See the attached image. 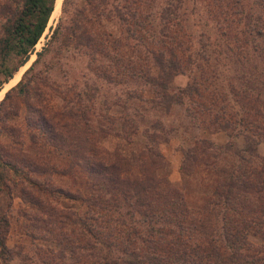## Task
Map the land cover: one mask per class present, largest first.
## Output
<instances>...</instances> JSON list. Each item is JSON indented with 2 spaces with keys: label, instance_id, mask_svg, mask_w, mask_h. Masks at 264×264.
<instances>
[{
  "label": "trees",
  "instance_id": "16d2710c",
  "mask_svg": "<svg viewBox=\"0 0 264 264\" xmlns=\"http://www.w3.org/2000/svg\"><path fill=\"white\" fill-rule=\"evenodd\" d=\"M113 1L82 0L70 7V0H63L50 40L84 49L96 77L119 86L120 101L103 98L102 111L94 94L41 75L33 67L40 52L0 100V132L14 140L0 144V264H11L14 257L32 264L27 252L6 244V211L16 195L34 206L32 213L21 212L23 233L48 244L35 248L45 264H264V246L248 241V235L264 239V154L258 150L264 145V0H209L223 40L217 38L209 52L196 46L175 17L179 7L168 0L154 27L140 11L142 0ZM52 7L53 0H0V84L12 76V61L19 66L27 60ZM110 16L120 25L116 35L99 26ZM234 54L262 70L250 71L243 88L230 86L236 111L216 110V95L208 104L201 100L216 82L210 67L217 62L211 64L210 57L228 61ZM177 74L187 81L171 88ZM131 102L134 115L139 111L134 105L146 102L148 111L161 106L163 113L157 112L163 116L172 105L182 106L208 132L228 136L223 146L196 139L181 151L182 172L201 165L213 175L210 196L193 212L181 192L156 173L166 163L158 148L166 140L159 119L141 129L145 141L139 151L124 154L119 146L108 150L101 144L109 134L127 142L139 135L141 116L135 121L133 112H109L112 105L126 110ZM13 115L18 117L9 125ZM69 174L82 178L84 193L54 183V176Z\"/></svg>",
  "mask_w": 264,
  "mask_h": 264
},
{
  "label": "rangeland",
  "instance_id": "374dc122",
  "mask_svg": "<svg viewBox=\"0 0 264 264\" xmlns=\"http://www.w3.org/2000/svg\"><path fill=\"white\" fill-rule=\"evenodd\" d=\"M59 4V9L55 15L49 17L46 27L34 45L32 51L30 52L27 60L19 65L18 61H12L10 67L14 69L12 71V76L6 81L0 84V100L3 98L5 92L10 89L20 78L22 73L27 69V67L33 62L37 57V52L41 53V57L34 64V69L37 70L41 75L48 74L53 80H56L58 83L73 85L77 90H83L87 94H94L93 100L98 105L97 107L104 111L102 105V99L106 98L108 101H120L117 97L120 95L118 89L119 86H109L103 82L102 78L96 77L95 73L97 72L95 63H88V56L84 53L85 50L82 48H72V47H59L58 44L50 40L52 30L54 29L61 14V4ZM143 1V2H142ZM140 5V11L144 14H148V20L152 22V25L159 24L158 12L160 8L166 5L167 0H142ZM169 4H174L175 17L184 24L187 28L188 33H191V36H194L196 46L199 47L203 44L204 49L207 52L210 51L211 47L214 48V41L222 43L223 40L217 35L215 29V21H212L213 12L211 3L209 0H168ZM82 0H70V7L80 6ZM110 2V0H108ZM125 0H114L113 4H124ZM172 6V7H175ZM110 7V4H109ZM257 7V6H256ZM260 9V6L257 7ZM58 14V15H57ZM56 16V17H55ZM220 25H223L220 23ZM99 26L111 32V34L116 35L119 31V26L117 19L114 17H105L100 19ZM144 30V29H142ZM147 32H145L146 34ZM148 34V33H147ZM211 41V44H207ZM232 41L229 43L231 44ZM238 44V43H237ZM261 45L260 51L264 50V45ZM259 49V48H258ZM251 53H255L250 51ZM231 59L215 60L214 57H210L211 64L217 62L216 66H211L214 74L216 76V82L212 87L208 86L205 90L204 97L202 101L205 104H208L211 101L212 95L217 96V101L213 107L216 109L217 106H223L229 112L237 110V105L234 102L236 95H233L229 90L230 86L239 90L243 88V85H246V79L250 75V71L259 68L262 70V65H255L254 60L252 59H243L239 60V57L234 55H229ZM98 58H100L98 56ZM97 64L99 61L97 57L95 58ZM260 63L262 62L259 58ZM94 62V61H93ZM104 63V61H101ZM255 66V67H254ZM252 76V75H251ZM2 79V75H0ZM187 81L185 75L177 74L173 77L171 82V88L174 86H184ZM258 84L255 82L253 85ZM114 87V88H113ZM5 88V89H4ZM143 95L145 97H150L149 93L144 91ZM262 98V97H260ZM150 102H146V106H139L138 112L134 115L132 111L133 102L131 106L123 110L122 108L112 105L109 108L110 114L118 116L121 113L133 112L131 117L133 120L138 121L141 116L142 120L139 121V129L137 136L130 138L131 141L127 142L126 139H123L120 135L109 134L101 140V144L108 150H112L114 147L119 146V149L124 154H129L130 151H139L142 149L145 138L141 136V129L147 125L151 124V121L159 119L161 125L163 126L162 131L166 140L158 143V148L161 155L165 160V166L162 169L156 171L158 176L165 177L171 185L176 187L182 195V201L184 205L190 211H194L197 208L201 207L202 204L208 199L211 191V179L213 175H209L207 169H203L201 165L195 166L190 172L184 173L180 170V164L182 161V152L184 149L192 146L196 139H204L212 142L216 146H223L228 141V136L226 133L219 131L215 133L208 132L206 129L202 128L199 125L198 120H193L190 116L185 114V110L182 106L172 105L166 114L158 115V109L163 113V108L155 107L154 109L148 111ZM217 110V109H216ZM12 118L8 120L9 125L15 124V119L17 115L11 116ZM119 125L116 123V126ZM169 128H171L169 130ZM151 129V128H150ZM5 130L0 132V144H3L5 147L6 143L14 142L13 139H9L8 135L4 134ZM236 145L240 146L242 140L239 137L231 138ZM11 145L13 143L11 142ZM9 146V144H7ZM258 150L261 154H264V145H259ZM224 153L221 152L220 155ZM54 160H57L60 164H63V160L59 157H55ZM60 177L54 176V183L58 186H63L69 190L74 191L75 188L79 189L82 193L86 191V186L82 181V178L76 176V174L69 175H59ZM1 197V196H0ZM69 203L74 204V202L69 201ZM2 202H0L1 206ZM77 211L81 210V207L74 205ZM5 208V206H4ZM27 211L29 213L34 212V206L28 203L23 202L17 195L11 198L9 203V208L6 211V217L9 220V231L7 234L6 244L9 247H15L17 250L22 252H27L32 258V264H45L37 256L35 248L37 245L43 244L47 246L48 244L42 243L40 240L30 239L28 236L23 233L22 217L21 212ZM248 241L252 246L257 247L259 245L264 246V239L260 237H252L248 235ZM51 247L56 248V244H50ZM247 252L253 253L252 249H248ZM255 254V253H254ZM11 264H22V261L18 257H14ZM60 264H70L68 260L59 261Z\"/></svg>",
  "mask_w": 264,
  "mask_h": 264
},
{
  "label": "bare ground",
  "instance_id": "6f19581e",
  "mask_svg": "<svg viewBox=\"0 0 264 264\" xmlns=\"http://www.w3.org/2000/svg\"><path fill=\"white\" fill-rule=\"evenodd\" d=\"M59 1L60 0H56V2L54 3V8H53V12L51 14V16L55 15V13L58 11L59 9ZM58 15V14H57ZM56 17V16H55ZM51 18V17H50ZM5 89V88H4Z\"/></svg>",
  "mask_w": 264,
  "mask_h": 264
},
{
  "label": "water",
  "instance_id": "95a60500",
  "mask_svg": "<svg viewBox=\"0 0 264 264\" xmlns=\"http://www.w3.org/2000/svg\"><path fill=\"white\" fill-rule=\"evenodd\" d=\"M56 2V0H53V6H54V3ZM61 0L59 1V4H60ZM53 9V7H52ZM52 12V11H51ZM51 14V13H50ZM50 17V16H49ZM49 19V18H48ZM48 22V21H47Z\"/></svg>",
  "mask_w": 264,
  "mask_h": 264
}]
</instances>
